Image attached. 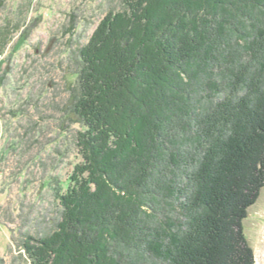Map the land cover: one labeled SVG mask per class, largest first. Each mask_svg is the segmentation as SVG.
<instances>
[{
    "label": "trees",
    "instance_id": "trees-1",
    "mask_svg": "<svg viewBox=\"0 0 264 264\" xmlns=\"http://www.w3.org/2000/svg\"><path fill=\"white\" fill-rule=\"evenodd\" d=\"M79 50L82 162L31 264H255L264 0H120Z\"/></svg>",
    "mask_w": 264,
    "mask_h": 264
},
{
    "label": "rangeland",
    "instance_id": "rangeland-1",
    "mask_svg": "<svg viewBox=\"0 0 264 264\" xmlns=\"http://www.w3.org/2000/svg\"><path fill=\"white\" fill-rule=\"evenodd\" d=\"M120 0H0V264L61 220L58 190L82 162L73 111L79 50ZM264 264V188L244 222Z\"/></svg>",
    "mask_w": 264,
    "mask_h": 264
}]
</instances>
